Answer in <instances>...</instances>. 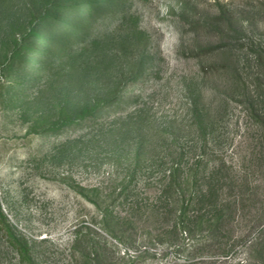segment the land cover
Masks as SVG:
<instances>
[{
  "label": "rangeland",
  "instance_id": "374dc122",
  "mask_svg": "<svg viewBox=\"0 0 264 264\" xmlns=\"http://www.w3.org/2000/svg\"><path fill=\"white\" fill-rule=\"evenodd\" d=\"M259 45L264 0H0V210L33 264H264Z\"/></svg>",
  "mask_w": 264,
  "mask_h": 264
},
{
  "label": "trees",
  "instance_id": "16d2710c",
  "mask_svg": "<svg viewBox=\"0 0 264 264\" xmlns=\"http://www.w3.org/2000/svg\"><path fill=\"white\" fill-rule=\"evenodd\" d=\"M254 53L256 56H254V65H255V72L253 74V80L252 83H248L245 81V79L240 78V83L243 86V103L245 104L247 108L248 115L253 118L255 125L258 128V131L261 134L262 139H264V47H261L260 45L254 49ZM117 99V93L112 96V98L109 101H113ZM101 107H95L92 108V112L99 110ZM85 115V114H83ZM201 159H196V164L200 163ZM195 164V165H196ZM178 169L177 167H172L170 172V178L172 183H174L175 191H176V203L178 206V231L184 229L187 218V212L186 210V199H185V191L188 189L189 183H192L195 181L196 171H192V173H186L183 181H185L186 189L182 188L183 181H179L180 175L177 173ZM213 188L210 184L206 183V186L201 189L200 191H194L190 190L187 199L192 200L196 195L201 199L207 196H210L213 194ZM216 223L219 222V220H222V210L217 209L216 210ZM188 221V220H187ZM188 227V226H187ZM216 227V225L214 226ZM189 230V229H188ZM0 231L2 232V236L8 245L9 248H11L17 255L18 258V264H33L30 249L27 245V243L21 239L17 234L14 233L11 226L9 225L8 221L6 220L5 216L2 214L0 210ZM99 259V258H98ZM97 264H102V260L100 259Z\"/></svg>",
  "mask_w": 264,
  "mask_h": 264
}]
</instances>
